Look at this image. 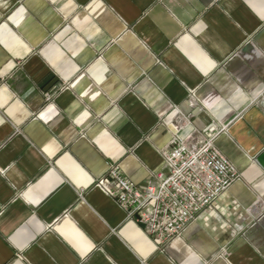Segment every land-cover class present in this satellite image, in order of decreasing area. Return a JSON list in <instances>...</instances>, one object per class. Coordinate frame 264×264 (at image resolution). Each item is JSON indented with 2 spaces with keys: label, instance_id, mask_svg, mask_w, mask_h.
I'll return each instance as SVG.
<instances>
[{
  "label": "crops",
  "instance_id": "crops-1",
  "mask_svg": "<svg viewBox=\"0 0 264 264\" xmlns=\"http://www.w3.org/2000/svg\"><path fill=\"white\" fill-rule=\"evenodd\" d=\"M263 96L264 0H0V264H264ZM188 114L241 178L160 246L93 184Z\"/></svg>",
  "mask_w": 264,
  "mask_h": 264
},
{
  "label": "built area",
  "instance_id": "built-area-1",
  "mask_svg": "<svg viewBox=\"0 0 264 264\" xmlns=\"http://www.w3.org/2000/svg\"><path fill=\"white\" fill-rule=\"evenodd\" d=\"M65 88L46 92L45 101L52 103ZM188 98L192 105H199L194 89H189ZM189 124V114L175 118L173 134L161 150L164 170L153 173L142 186L123 176L117 164H109L93 184L111 197L128 218L142 224L160 246L180 237L241 178L234 164L214 144L225 128L210 125L207 136L196 138L194 132L182 134Z\"/></svg>",
  "mask_w": 264,
  "mask_h": 264
},
{
  "label": "water",
  "instance_id": "water-1",
  "mask_svg": "<svg viewBox=\"0 0 264 264\" xmlns=\"http://www.w3.org/2000/svg\"><path fill=\"white\" fill-rule=\"evenodd\" d=\"M261 105L264 107V96L261 99ZM256 162L264 170V150L256 157Z\"/></svg>",
  "mask_w": 264,
  "mask_h": 264
},
{
  "label": "clouds",
  "instance_id": "clouds-1",
  "mask_svg": "<svg viewBox=\"0 0 264 264\" xmlns=\"http://www.w3.org/2000/svg\"><path fill=\"white\" fill-rule=\"evenodd\" d=\"M227 110H228L227 108H224V111H227ZM185 264H190V261L189 260L185 261Z\"/></svg>",
  "mask_w": 264,
  "mask_h": 264
}]
</instances>
